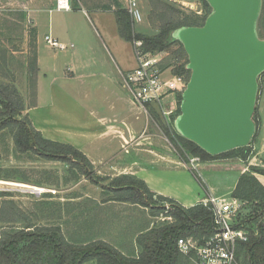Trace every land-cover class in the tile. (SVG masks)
<instances>
[{
	"label": "crops",
	"instance_id": "obj_1",
	"mask_svg": "<svg viewBox=\"0 0 264 264\" xmlns=\"http://www.w3.org/2000/svg\"><path fill=\"white\" fill-rule=\"evenodd\" d=\"M46 11L49 15L53 12L64 14L55 19L48 17V30L40 40L35 21L37 71L33 96L27 106V116L35 130L47 140L79 150L100 176L110 179L133 176L156 196L169 198L184 208L199 205L209 197H224L223 192H218L210 183L217 168H228L226 171L234 173L235 176L230 175L231 185L226 192L232 194L238 178L249 172L252 166L249 162L235 158L200 160L192 167L190 158L187 157L188 161L180 159L171 154L167 146L162 152L152 148L155 141L162 139L153 134L151 125L147 127V117L146 126L138 121L140 107L122 86L121 73L136 68V56L133 45L118 35L114 14H111L114 33L107 32L103 25V20L109 17L95 13L94 22L101 33L96 30L97 35H91L84 20L85 31H81L82 37H79L70 15L77 8L57 10L55 0L36 16ZM85 18L94 23L89 16ZM46 36L65 48L50 46L45 41ZM129 44L130 56L125 59L123 52L128 53ZM75 47L78 49L74 51ZM127 61L129 64L123 65ZM140 151L145 153L146 166H138L136 157ZM240 161L242 163H237ZM199 168L205 179L198 172ZM256 178L264 186V176L256 174ZM98 206V215L104 213L107 217L110 212H117L121 226L117 224L118 229H111L109 233L107 229L104 235L93 240L103 241L125 256L136 255L137 236L153 226L149 210L108 200Z\"/></svg>",
	"mask_w": 264,
	"mask_h": 264
},
{
	"label": "trees",
	"instance_id": "obj_2",
	"mask_svg": "<svg viewBox=\"0 0 264 264\" xmlns=\"http://www.w3.org/2000/svg\"><path fill=\"white\" fill-rule=\"evenodd\" d=\"M202 2L206 14L210 13L211 6L206 0ZM149 6L150 25L157 30V33L152 36H143L133 32L129 14L116 1L113 14L118 35L131 44L141 41L142 50L145 53L161 52L172 43H178L183 57L174 69V73L184 75L188 82L190 77L188 56L183 45L174 40L172 34L181 28L202 27L205 16L200 17L192 13L191 16H186L173 5L162 0H150ZM262 26L264 28V18ZM164 66L162 62V69L167 68ZM34 69L31 76V96L35 88L36 60ZM263 74L264 72L261 75ZM178 96L180 101L177 111L180 115L182 94ZM25 106L22 96L13 84L0 82V132L4 130L10 132L16 152L31 153L46 160L70 164L74 171H78L94 184L101 185L104 191L111 193L108 201L142 206L156 218L164 211L162 203H168L170 210L167 214L172 218V222L163 220L151 229L140 233L136 238L138 253L131 256L123 255L113 246L100 240L70 242L61 230L54 226L27 225L22 228L8 226L0 232V264H87L89 262L94 264H192L189 257L178 251L176 241L178 238L192 237L201 243L209 237L214 232V228L211 212L208 209L202 205L184 208L169 198L156 196L149 191L144 182L133 176L123 175L109 181L95 177L93 166L79 150L68 144L47 140L34 129L28 116L23 113ZM254 114H257L256 108ZM174 135L183 150L203 161L235 158L247 162L251 153L246 146L219 155H210L182 137L177 131ZM256 137L257 134L253 136V140ZM182 159L188 161L187 157ZM255 174L264 176V168L250 167V172L238 178L231 194L232 199L243 203L237 221L239 227L248 233V241L239 245L238 248L237 256L239 261L242 260L241 264H264V186ZM12 178L28 183L26 179L18 176ZM3 202L10 203L5 200ZM5 216L1 209L0 221L4 220ZM16 221L19 222L15 218L10 220L14 223Z\"/></svg>",
	"mask_w": 264,
	"mask_h": 264
},
{
	"label": "rangeland",
	"instance_id": "obj_3",
	"mask_svg": "<svg viewBox=\"0 0 264 264\" xmlns=\"http://www.w3.org/2000/svg\"><path fill=\"white\" fill-rule=\"evenodd\" d=\"M54 1L0 0V82L13 84L17 88L26 105L23 111L26 116L27 106H29L32 97L31 76L35 70L34 61L36 60L35 21L37 20L38 23V39L40 40L43 39L48 30V17L55 19L64 13L53 12L49 15L46 11L38 14L39 16L36 14L48 9ZM116 1L126 11V0H69L70 7L75 6L77 8V11L73 14L70 13V15L74 18L73 29L78 33V36L82 37L81 31H85L84 20L91 35H97L96 30L101 33L100 27L94 22L95 13L109 17L101 20H103L106 31L111 34L114 33V19L111 16L113 10L116 9ZM137 2L142 13V21L132 23L133 32L143 36L155 35L157 30L150 25L149 19L150 0H137ZM175 8L186 16L192 15V12L190 13L187 9ZM85 16H89L94 23L87 22ZM263 18L264 0H261V12L257 22V36L260 39H264ZM72 44L76 46V42L73 41ZM132 45L134 52H136L135 50H142L141 41H135ZM130 47L129 44L128 53L123 52L125 59H129ZM76 49L78 47H75L74 51ZM151 53L159 54L164 67H167L172 73L183 57L178 43H172L164 51ZM126 64H129V61L123 63V65ZM134 65L132 64V66ZM257 83L255 107L257 114H253L252 120L256 125L255 130H257L258 120V130L257 133H254V135L257 134L255 140L252 139L253 142L248 144L251 153L247 162L254 167L264 168V74L258 77ZM179 101L178 95L168 94L162 98L160 103L148 105L146 115L143 108L140 107L138 109V121L141 122L142 126H146L145 117H147L149 119L147 127L151 125L153 134H158L161 137V142L155 141L152 146L157 152L164 151L167 146L170 153L177 155L180 159L186 157L191 159L192 155L180 147V143L174 135L177 131L175 122L179 117L177 111ZM168 111L171 113H164ZM140 152L141 154L139 153L136 157L138 166H146L145 153ZM131 155L133 156L134 153ZM227 169H215L217 174L210 181L218 192H223L224 197L218 198H223L226 201L231 199L230 193L226 192L228 186L231 185L230 175H234V173L226 171ZM93 172L95 177L105 178L106 181L111 180L108 176L102 177L96 171ZM198 172L205 179L200 168ZM16 176L26 179L28 183L25 184L21 180L12 178ZM172 186L175 187L176 185ZM36 188H41L44 192L37 194L34 191ZM109 197L110 193L104 191L101 185L94 184L78 171H74L70 164L46 160L31 153L20 154L16 152L10 132L8 130L0 132V210L2 209V213L6 214L5 219L0 221V232L8 226L16 228L27 225L54 226L59 228L70 242L96 239L100 235H104L105 230L109 229L107 230L109 233L111 229L116 230L118 226H121L118 224L120 218L117 212L116 214L110 212L107 217L102 212L101 215H98V203L106 202ZM3 200L10 201V203H4ZM12 217L18 219L19 222H10ZM151 217L153 226L163 221L157 220L154 216ZM87 264L94 263L89 262Z\"/></svg>",
	"mask_w": 264,
	"mask_h": 264
},
{
	"label": "water",
	"instance_id": "obj_4",
	"mask_svg": "<svg viewBox=\"0 0 264 264\" xmlns=\"http://www.w3.org/2000/svg\"><path fill=\"white\" fill-rule=\"evenodd\" d=\"M212 13L200 28L172 34L188 56L177 132L210 155L246 147L255 133L264 39L257 36L261 0H206Z\"/></svg>",
	"mask_w": 264,
	"mask_h": 264
},
{
	"label": "built area",
	"instance_id": "obj_5",
	"mask_svg": "<svg viewBox=\"0 0 264 264\" xmlns=\"http://www.w3.org/2000/svg\"><path fill=\"white\" fill-rule=\"evenodd\" d=\"M180 10L187 9L192 14L204 17L205 8L202 0H163ZM57 10H70L69 0H56ZM126 12L132 23L142 21L137 0H126ZM45 41L52 47L64 49L49 36ZM136 68L121 73L122 86L129 92L133 101L147 112L146 107L160 103L168 94L181 95L187 87L184 75L172 73L168 68L162 69V58L156 53H145L143 50H135ZM170 114L171 111L164 112ZM192 167H195L199 158L189 159ZM35 191V190H34ZM36 193H40L35 191ZM164 211L157 220L172 222L167 214L170 210L168 203H162ZM199 205L211 212V221L214 232L201 243L192 237L178 238L176 246L178 251L191 259L192 264H241L237 253L239 245L248 241V233L239 227L238 216L243 203L236 199L226 201L223 198L209 197Z\"/></svg>",
	"mask_w": 264,
	"mask_h": 264
},
{
	"label": "flooded vegetation",
	"instance_id": "obj_6",
	"mask_svg": "<svg viewBox=\"0 0 264 264\" xmlns=\"http://www.w3.org/2000/svg\"><path fill=\"white\" fill-rule=\"evenodd\" d=\"M211 13H212V11L210 12V13H205V21L208 19V17L211 15ZM204 24H205V22H204ZM189 69V68H188ZM189 71H190V77H191V70L189 69ZM190 77H189V79H190ZM188 82H189V80H188ZM188 82H187V84H188Z\"/></svg>",
	"mask_w": 264,
	"mask_h": 264
},
{
	"label": "bare ground",
	"instance_id": "obj_7",
	"mask_svg": "<svg viewBox=\"0 0 264 264\" xmlns=\"http://www.w3.org/2000/svg\"><path fill=\"white\" fill-rule=\"evenodd\" d=\"M29 187V186H28ZM32 189V188H31ZM35 191L42 192L43 190L41 188L34 189Z\"/></svg>",
	"mask_w": 264,
	"mask_h": 264
}]
</instances>
